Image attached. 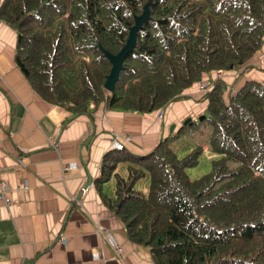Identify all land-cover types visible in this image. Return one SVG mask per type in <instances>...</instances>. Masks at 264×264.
<instances>
[{
	"label": "trees",
	"instance_id": "obj_1",
	"mask_svg": "<svg viewBox=\"0 0 264 264\" xmlns=\"http://www.w3.org/2000/svg\"><path fill=\"white\" fill-rule=\"evenodd\" d=\"M0 19L16 31L15 62L33 89L72 114L101 103L137 113L165 108L203 74L237 69L264 44V0H2ZM138 19L109 91L107 54H118ZM224 88L217 80L208 92L204 121L190 119L152 152L119 146L102 158V200L155 264H264V79L246 80L228 102ZM204 122L213 126L215 159L191 179L185 168L203 148L178 157L169 142ZM121 162L126 177L115 171ZM110 177L113 191L103 193Z\"/></svg>",
	"mask_w": 264,
	"mask_h": 264
},
{
	"label": "crops",
	"instance_id": "obj_2",
	"mask_svg": "<svg viewBox=\"0 0 264 264\" xmlns=\"http://www.w3.org/2000/svg\"><path fill=\"white\" fill-rule=\"evenodd\" d=\"M16 39L15 29L0 19V264H155L150 247L134 243L105 205L95 179L113 148L123 145L139 156L152 152L169 133V109L161 120V109L127 112L103 103L72 114L33 89L15 62ZM261 63L243 66L232 82L235 91L246 80L264 79ZM237 70L205 73L200 83L208 77L212 85L216 72ZM170 105L172 116L186 104ZM115 171L126 177V162Z\"/></svg>",
	"mask_w": 264,
	"mask_h": 264
},
{
	"label": "rangeland",
	"instance_id": "obj_3",
	"mask_svg": "<svg viewBox=\"0 0 264 264\" xmlns=\"http://www.w3.org/2000/svg\"><path fill=\"white\" fill-rule=\"evenodd\" d=\"M261 49H262L261 51L259 50L261 54H259L260 52L257 51L248 61H246L239 68H237L238 70L236 72H230V73L216 72L211 77V79H213L212 85L208 82V77H207L205 81H203L202 83H200L201 81L199 80L195 82L191 87H188V89L184 90L183 95L187 94L188 98L184 99L187 100L185 102L181 100L183 104H186L185 109H181V111H183L182 115L180 110L174 109L173 110L174 113L171 116L170 115L171 112L170 110H172L171 105L170 106L168 105L166 106V108L159 110L157 116L158 118H160L159 120H161L164 118V114L166 113L165 111L169 109V115H166L165 119H168L167 121L168 125L170 122H172L170 126L172 124L174 125L172 130H170V126H169L168 135L178 132V129L180 128V126H182L183 121L186 118L189 117L192 121H198V118L202 119L204 115L205 116L207 115V106H208L207 94L214 88V84L217 83L218 79H221L225 82L223 98L225 101L228 102L229 96L232 95L236 89L235 88L236 84L233 86L232 82L238 78V76L241 74V71H244L243 68L250 65H256L259 63V60L262 63L264 62V44ZM263 71H264V67L261 69V72ZM189 100L190 102H188ZM173 120H178V123H174ZM202 121H204V119H202ZM164 129H165V125H164ZM212 132H213V126L210 123L204 122L201 123L198 128L193 129V132H185L179 134L176 137H172L169 142V148L178 157H182L186 155L196 145H200L203 148V152L198 157L197 164L192 167L185 168L186 173L191 179L198 178L201 175L211 170L212 160L215 159V156L211 155L210 153L211 150L210 139ZM236 165L237 164L234 162L228 163V166L230 168H233ZM141 181L144 184L148 183V179H142ZM114 186H115L114 179L105 182V184L103 185L104 192L113 191ZM137 187H140V185H137Z\"/></svg>",
	"mask_w": 264,
	"mask_h": 264
},
{
	"label": "water",
	"instance_id": "obj_4",
	"mask_svg": "<svg viewBox=\"0 0 264 264\" xmlns=\"http://www.w3.org/2000/svg\"><path fill=\"white\" fill-rule=\"evenodd\" d=\"M140 22L141 20L138 19L137 20V25H135L134 27L131 28V31H130V34H129V37L126 41V44L123 46V48L118 52L117 55L113 56L111 54H107L111 63H112V67H111V70H110V73L108 74L107 76V79L105 81V84H104V87L107 89V90H113L114 89V86H115V81L118 77V73H119V70L121 68V63L122 61L124 60V57H125V54L128 53L130 50L133 49V45L135 43V32L137 30V28L140 26ZM201 78H198L197 81H199ZM200 119V118H199ZM190 120V118H186L184 121H183V124H186L188 121ZM173 125L172 124L170 126V130L173 129ZM91 178L88 180V182L90 183L91 182Z\"/></svg>",
	"mask_w": 264,
	"mask_h": 264
},
{
	"label": "built area",
	"instance_id": "obj_5",
	"mask_svg": "<svg viewBox=\"0 0 264 264\" xmlns=\"http://www.w3.org/2000/svg\"><path fill=\"white\" fill-rule=\"evenodd\" d=\"M116 251H121V247L120 246L117 247Z\"/></svg>",
	"mask_w": 264,
	"mask_h": 264
}]
</instances>
